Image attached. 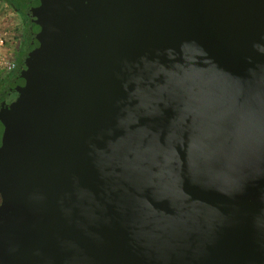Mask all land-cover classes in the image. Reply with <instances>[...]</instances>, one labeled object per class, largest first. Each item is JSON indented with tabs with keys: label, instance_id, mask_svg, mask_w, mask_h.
<instances>
[{
	"label": "water",
	"instance_id": "95a60500",
	"mask_svg": "<svg viewBox=\"0 0 264 264\" xmlns=\"http://www.w3.org/2000/svg\"><path fill=\"white\" fill-rule=\"evenodd\" d=\"M0 264H264V0H14Z\"/></svg>",
	"mask_w": 264,
	"mask_h": 264
},
{
	"label": "rangeland",
	"instance_id": "374dc122",
	"mask_svg": "<svg viewBox=\"0 0 264 264\" xmlns=\"http://www.w3.org/2000/svg\"><path fill=\"white\" fill-rule=\"evenodd\" d=\"M0 38L3 40L0 51L2 61H14L22 39V25L18 13L4 2H0ZM3 73H6V70L0 63V76Z\"/></svg>",
	"mask_w": 264,
	"mask_h": 264
},
{
	"label": "trees",
	"instance_id": "16d2710c",
	"mask_svg": "<svg viewBox=\"0 0 264 264\" xmlns=\"http://www.w3.org/2000/svg\"><path fill=\"white\" fill-rule=\"evenodd\" d=\"M10 1V0H9ZM11 2V1H10ZM14 6L17 8V11L20 13L22 17V20H23V38H22V43H23V47L21 49V53L19 55V57L17 58V60L15 61V67L6 72V73H3L1 76H0V91L4 88V86L6 85V83L10 80V78L12 77L13 73L15 72L16 70V67L20 61V59L22 58V56L24 55L25 53V43L26 42V36H27V29H26V17L23 15V13H21V11L19 10V7H17V4H14Z\"/></svg>",
	"mask_w": 264,
	"mask_h": 264
},
{
	"label": "flooded vegetation",
	"instance_id": "af4514ba",
	"mask_svg": "<svg viewBox=\"0 0 264 264\" xmlns=\"http://www.w3.org/2000/svg\"><path fill=\"white\" fill-rule=\"evenodd\" d=\"M11 1V2H10ZM0 0V2H4V4H6V5H9L11 8H12V10L14 11V12H17L18 13V15H19V17H20V21H21V25H22V38H23V20H22V17L23 16H21L20 15V13L17 11V8L14 6V4H17V7H19L18 6V3L16 2V1H14V0ZM20 10V9H19ZM21 11V10H20ZM22 13V12H21ZM26 24H27V20H26ZM27 37V36H26ZM25 43V42H24ZM25 45V44H24ZM22 47H23V43H22V39H21V42H20V44H19V46H18V48H17V50H16V54H15V58H14V61H16L17 60V58L19 57V55H20V53H21V49H22Z\"/></svg>",
	"mask_w": 264,
	"mask_h": 264
},
{
	"label": "built area",
	"instance_id": "2783aa9c",
	"mask_svg": "<svg viewBox=\"0 0 264 264\" xmlns=\"http://www.w3.org/2000/svg\"><path fill=\"white\" fill-rule=\"evenodd\" d=\"M3 43V40L0 38V51H1V45ZM2 58L0 57V63H2V67L6 70V72L12 70L15 67V61H2Z\"/></svg>",
	"mask_w": 264,
	"mask_h": 264
}]
</instances>
